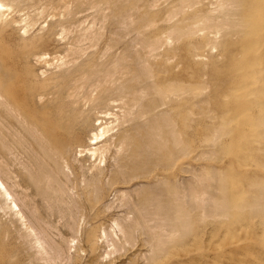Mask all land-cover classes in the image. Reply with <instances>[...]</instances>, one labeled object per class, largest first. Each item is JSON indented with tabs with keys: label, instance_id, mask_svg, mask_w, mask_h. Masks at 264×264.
Listing matches in <instances>:
<instances>
[{
	"label": "rangeland",
	"instance_id": "obj_1",
	"mask_svg": "<svg viewBox=\"0 0 264 264\" xmlns=\"http://www.w3.org/2000/svg\"><path fill=\"white\" fill-rule=\"evenodd\" d=\"M4 1L10 10L0 18L3 55L14 59L15 69L29 82H49L50 87L57 84L54 87L61 89L84 65L86 69L93 66L89 72L102 74L104 69L113 67V73L123 65L136 69L139 84L148 76L153 81L179 78L191 83L185 96L156 108L155 142L161 146L155 148L151 164L142 157L141 166L130 170V182L122 183L123 173L117 176L115 184L126 188L127 194L111 190L105 194L109 184L98 194L72 189L75 201L62 203L74 208L65 209L63 216L54 209L58 204L66 208L64 204L57 202L56 207L53 202L50 212L48 202L37 201L40 208H35L33 200L22 196L27 190L14 183L20 176L13 175L15 188L0 171L10 190L15 188L12 193L25 214L31 211L27 214L31 218L40 217L38 221L27 216L26 221L38 224L33 225L40 228L39 234L44 232L49 254L43 256L51 264H264V0H195L175 10L169 6L174 0H160L155 6L146 0ZM123 70L116 72L117 78L109 71L96 77L112 74L116 79L111 81L109 76L111 80L105 82L111 85L123 77ZM69 71L72 74H65ZM85 88L93 91L96 86ZM152 98L159 103L156 96ZM0 146L1 154L4 146ZM22 156V165L16 157L12 169L20 165L18 169L24 170L26 157ZM111 162L108 157L106 169L112 168ZM166 208L176 238L162 253H150L144 240L150 235L146 215L160 221L161 209ZM10 211L0 208V264H46L38 259L40 254L38 260L29 261L28 251H36L30 242L33 236H27L30 231L23 224L22 231L18 228L22 222ZM114 217L126 225L135 245L127 244L100 261L96 254L110 247L99 246L96 239L103 227L109 230ZM17 229H25L29 241ZM142 252L151 258L147 260Z\"/></svg>",
	"mask_w": 264,
	"mask_h": 264
},
{
	"label": "bare ground",
	"instance_id": "obj_2",
	"mask_svg": "<svg viewBox=\"0 0 264 264\" xmlns=\"http://www.w3.org/2000/svg\"><path fill=\"white\" fill-rule=\"evenodd\" d=\"M146 1H148L150 6H155L158 5V1L160 0ZM194 1L195 0H174L169 6L173 8L175 7V10L176 8H182ZM9 7L10 5H8L7 2L0 0V18L4 15V13L6 14L5 10H10ZM204 18L206 20H210L209 16L205 15ZM6 19L7 18L4 17V22ZM211 28L213 27L211 26ZM1 31H3V29H1ZM49 31L48 33H51ZM55 33L54 35L57 34ZM46 41L47 40L44 42ZM35 51L37 52V50ZM46 51H48V49ZM3 52L4 46L3 43L0 42V139L3 141L2 143L0 140V143L2 147H5H3L4 151L0 154V157L3 158L4 162L3 165L0 164V167L2 166V170L0 168V171L2 174L4 172L5 176L2 177L6 179L7 176L8 178L6 180H9L10 178L9 183L11 184V180L14 179V173L16 174L15 176H20L18 181H15V177L14 183H17L18 186H23L24 190L26 189L27 191L22 194V196L26 195L34 202H31L29 199L26 200L30 201V203H33L35 206V203L38 202H48L45 203L48 204L46 205L47 210L51 208L50 212H52L58 209L59 211L55 212L63 213V216L67 214V212L65 213V209L67 211L68 208L67 200L74 199V195H72L73 193L69 192L72 189V192L75 191V188H78L82 189L84 192L86 191L88 195L90 194V190L98 194L102 188H106V184H109V189L105 190V194L108 193L109 190L112 192L115 191L116 193L121 191L123 193L126 192V188L115 184L116 180H118L117 176L123 173L122 183L125 184L130 182V179L132 178L130 170L141 166L140 160L142 157L147 164H151L156 150L155 148H159L158 145H160V143L155 142V136L157 135V126H155L157 118L155 113L156 108L159 106L168 107L169 101L185 96V93L189 91L188 87L191 85V83L187 84L184 80H178L179 78H169L164 82L153 81L151 76H148V79H145L143 84H139L140 75L135 72L136 69L126 65V67L122 65L124 70L121 68V65H119L120 67L118 66V68L123 70L122 72L124 79L122 80L123 77L121 76L122 78L119 77L121 78V82L118 78L117 81L119 83H117V81L111 83V81H114L117 78L116 75L119 72L117 71L118 68L116 69L117 73L115 71V73L113 72L114 75L116 74V78L112 76L113 67L110 66L112 68L111 70L108 68V71L112 73L111 75L108 73V75L113 77V80H111V78L108 79V75V77H98L99 75L96 77L98 72H96L95 69H93L95 72H89L90 68H93V66L91 65L89 69H86L84 65L83 67L86 69V71H88L83 72L85 69L82 67L83 70L79 72L80 74L73 76L69 74L71 77L70 79L68 77V82H66L67 80L65 81V84H63L64 87L61 86V90L60 87H58L59 89L54 87L57 84H55L53 87H50L49 82H38L37 84L29 82L26 75L15 69L14 59L3 55ZM39 56L41 57V55ZM47 57L46 59H43L47 60ZM38 60L41 61L40 59ZM112 66H114V64H112ZM103 68H101V71H103ZM114 68H116V66ZM96 69L98 71L100 70L97 67ZM104 70L107 71L106 69ZM105 71L104 74L106 73ZM147 71L149 72V70ZM68 73L71 72H65V74ZM100 73L101 72L98 74ZM65 74L63 73V75ZM104 74L101 73L100 76H104ZM58 76L60 75L58 74ZM91 78H93V81L91 80L90 82ZM107 80H111V85L105 84ZM88 85H95L96 88H93L92 91L91 88L94 87L92 86L90 89L86 90L85 87ZM152 96H156L159 103L155 104ZM169 109L171 108H168V110ZM155 143H157V146H155ZM12 154H16V156L12 157ZM18 154H22L26 157V161L23 158V169L25 170L26 168L27 171L18 169L20 165L19 167L17 166L18 168L12 169L13 165L11 164L17 161L16 157H19L18 160H20V157L22 156H18ZM108 157L109 159H112V164L110 165L112 166L111 169H106L105 166V162ZM21 161L22 160H20V163H18L21 164ZM18 163L15 164L18 165ZM69 168H72L70 173L67 171V169L70 170ZM125 172L129 173V176L126 178L123 176ZM1 175L0 193L4 197L2 200L5 201L3 202L0 200L1 203H5L6 207L10 208V210H13L17 216L16 219L22 222L18 228H21L22 231V228L26 226V231L27 229L30 231L29 233L27 232V236H31L29 238H32L33 236L32 239H34V241H31L30 239V242H34L33 246L34 249L36 248V251H34V253L28 251L30 258L29 261L36 260L38 254H40L41 257L39 256L38 259H43L46 261V264H51L49 262V256L47 257L48 259L43 256L44 253L46 254L49 252L44 244V232L43 234H41L42 231L40 234L38 233L40 232V228L38 230L34 228L35 222L33 223L34 225L31 222L27 223L30 221H26V218L30 216L27 214L31 211L28 210L29 212L25 214V210L23 209V211L22 207L20 208L16 201V197L13 194L15 193L14 190L16 187L12 183L15 188L12 189L13 191L10 190L11 186L8 187L10 184L8 182L5 183ZM17 184L15 185L17 186ZM18 186L17 188L19 189ZM20 189L21 192L19 193H22L23 188ZM17 193L18 192H16V195ZM19 193L17 196H19ZM36 196H39L38 200L36 199ZM79 198L81 197L79 196ZM85 199H87V197ZM64 200L67 201V206L62 203L65 202ZM57 202L64 204L66 208H62L63 206H60L59 204L57 207ZM30 203H26V206H28ZM52 203L56 204L57 207L54 210L53 208L55 205ZM5 204L3 206L0 205V208L3 210L8 209L6 207L4 208ZM69 205H74V202L73 204ZM31 207L33 211V206L31 205ZM72 207L74 208V206ZM72 207L70 208L71 211ZM35 208L39 209L40 207L36 206ZM45 208L46 207H43L42 209ZM38 209H36L37 212ZM13 211L10 212L13 213ZM33 212L32 214H35ZM40 213L42 212H38L37 215L41 216L42 214ZM47 213L46 216L49 215V213ZM73 213L71 214L72 216ZM34 216H36V214L32 215V218ZM161 216L162 217L160 218V221H157L154 216L151 217L146 215L147 222L150 225L148 230L150 235L145 237L144 240L150 247V253L152 251L162 253L163 251L167 250V247H169L168 245L173 242L171 240L172 242L170 243V239L175 237L172 236L173 231L170 225V209H161ZM29 218L32 219L31 216ZM34 218L38 220L40 217L38 219L37 216ZM38 221H40V219ZM111 221L112 223L109 230L103 227L97 239L95 238L98 245L106 244L107 247H110L107 248L106 252L96 254L95 259L100 261L101 258L106 259L107 257H112V255L117 253V251L120 249L126 248L127 244L135 245L134 242H131L133 235L128 233L126 225L115 217L112 218ZM14 223H16V221H14ZM36 223L39 222L36 221ZM22 224L24 225L23 227ZM128 225V227H132L131 223ZM36 226L39 225L36 224L35 227ZM25 229L24 232H21L18 229L16 232L22 236V233L26 234ZM155 229H159V231L152 233L151 231ZM7 231L8 230H6V233H8ZM89 235L90 237L92 236L91 234ZM22 237L20 238L22 239ZM3 238H5V236ZM24 238L23 241L26 239ZM29 238H27L25 241H29ZM91 238L93 239V237ZM155 238H158L156 239L158 242L156 240L154 241ZM33 246H31V248ZM48 246L50 249H52V246L49 243ZM141 255L145 256L144 258L147 260L151 258L148 257L146 253L143 254V252ZM5 264H13V262H6Z\"/></svg>",
	"mask_w": 264,
	"mask_h": 264
}]
</instances>
